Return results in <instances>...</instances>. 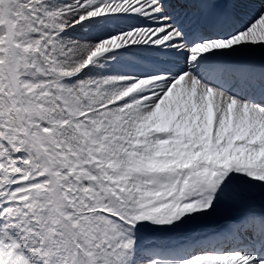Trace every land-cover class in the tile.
I'll use <instances>...</instances> for the list:
<instances>
[{"label": "snow or ice", "instance_id": "1", "mask_svg": "<svg viewBox=\"0 0 264 264\" xmlns=\"http://www.w3.org/2000/svg\"><path fill=\"white\" fill-rule=\"evenodd\" d=\"M0 264H264V0H0Z\"/></svg>", "mask_w": 264, "mask_h": 264}]
</instances>
